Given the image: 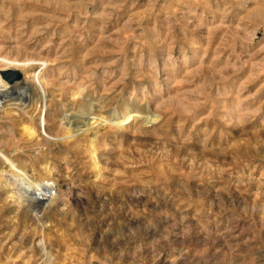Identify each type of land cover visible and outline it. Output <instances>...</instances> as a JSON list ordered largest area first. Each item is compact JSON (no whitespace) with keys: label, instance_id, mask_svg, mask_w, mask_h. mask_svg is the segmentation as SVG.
<instances>
[{"label":"rangeland","instance_id":"rangeland-1","mask_svg":"<svg viewBox=\"0 0 264 264\" xmlns=\"http://www.w3.org/2000/svg\"><path fill=\"white\" fill-rule=\"evenodd\" d=\"M0 58L46 64L49 124L82 89L133 116L35 151L0 108L17 170L59 184L43 229L0 192V264H264V0H0Z\"/></svg>","mask_w":264,"mask_h":264},{"label":"bare ground","instance_id":"bare-ground-1","mask_svg":"<svg viewBox=\"0 0 264 264\" xmlns=\"http://www.w3.org/2000/svg\"><path fill=\"white\" fill-rule=\"evenodd\" d=\"M29 68L26 63L0 58V108L18 110L21 118L26 122V127L32 124L34 118L38 139L32 150L40 151L42 146L57 144L59 139L48 132L50 125L57 131L67 133L68 137H87L93 149L105 128L109 126L120 128L133 120L131 112L125 105L115 107L97 98L94 89H82L83 91L76 92L77 95L72 92L65 101H59L55 108L57 117L54 118L53 123H47L51 108L58 100V96L61 97L63 94L59 91L57 95L56 89L50 84L44 73L45 63H39L36 72H31ZM6 70L20 73V78L13 82L6 81L1 76V72ZM8 154V150L0 142V158L5 162L0 168V192L6 194L11 205L30 210L31 219L43 229L44 222H40L43 214L39 212L47 209L53 200L58 198L59 184L49 179L40 180L34 174L21 173ZM6 173L11 175L7 176ZM19 176L23 177L22 182L18 180ZM12 177L14 179L10 181ZM35 246L43 256L46 254L47 245L43 236Z\"/></svg>","mask_w":264,"mask_h":264},{"label":"water","instance_id":"water-1","mask_svg":"<svg viewBox=\"0 0 264 264\" xmlns=\"http://www.w3.org/2000/svg\"><path fill=\"white\" fill-rule=\"evenodd\" d=\"M3 78L8 82H13L14 80H17L20 78V73L15 71L6 70L2 73Z\"/></svg>","mask_w":264,"mask_h":264}]
</instances>
